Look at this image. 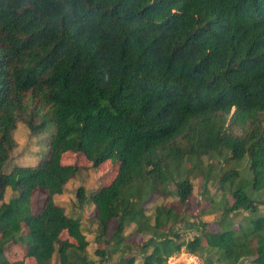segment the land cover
<instances>
[{
	"label": "trees",
	"instance_id": "obj_1",
	"mask_svg": "<svg viewBox=\"0 0 264 264\" xmlns=\"http://www.w3.org/2000/svg\"><path fill=\"white\" fill-rule=\"evenodd\" d=\"M19 121L52 125L48 153L7 170ZM64 152L118 165L77 190L93 207L92 255L81 217L54 201L79 169ZM240 162L246 173L226 168ZM192 175L217 178L202 211L218 213L217 230L188 221ZM0 187V264H167L181 250L264 264V0H0ZM152 195L172 198L148 208ZM177 224L196 233L180 238Z\"/></svg>",
	"mask_w": 264,
	"mask_h": 264
},
{
	"label": "rangeland",
	"instance_id": "obj_2",
	"mask_svg": "<svg viewBox=\"0 0 264 264\" xmlns=\"http://www.w3.org/2000/svg\"><path fill=\"white\" fill-rule=\"evenodd\" d=\"M51 131L52 125H49L40 132L31 133L23 122H17L16 128L13 131L15 147L12 151L7 170L16 165L34 166L44 159L48 153V139ZM60 160L64 164H73L79 166V169L76 174L68 180L64 187V191L61 194L55 195L54 201L55 203L62 205L68 214H76L77 216L81 217V228L89 242L87 252L92 255V252L96 247L94 242L96 225L89 223L87 221V217L92 214L93 207L91 205L82 209L78 207L80 202L78 200L77 190L82 188L84 193L88 195L91 191L100 188L102 185H106L114 176L118 165L104 163L102 166H99L96 169L88 168L87 166H89V162L84 156L76 152H64L61 155ZM214 161L216 167L213 168L211 174L214 172L219 174L223 171V169L219 168L220 165L217 163L219 159ZM207 162H209L208 159L205 160V163ZM232 167H237L238 169L245 171V173L247 172V169L245 168V162H240L237 164L230 163L226 166V168ZM216 179H210L204 187L202 185L203 181L201 176L192 175L190 177L192 183V194L189 197L191 216L188 218V221L193 222V224H196L199 221L205 222L206 227L209 230H217L218 225L216 223V219L218 213H202V211L210 208L209 202L207 201L209 197H212L216 200H218L220 197L221 191L219 189V183L216 181ZM170 188H172V186ZM12 195L13 191L7 187L3 195V201H8ZM42 196L43 194L40 192L34 193L32 201L33 209H37L38 206H40V202L38 203L37 200L39 199L41 201ZM171 198V196L157 197L156 195H152L145 205L147 207L149 206L148 208H151L155 204L169 202L171 201ZM148 212H151L150 209ZM231 215L233 216V220L236 223L243 216L248 215V212L239 211L231 213ZM115 228L116 221L113 220L109 225L107 238L111 237L112 233L115 231ZM174 230L176 235L183 239H187L196 233L194 229L190 230V228H184L182 224H177ZM129 231L130 230L127 229L126 232ZM62 236H64V234H62ZM133 237L138 241H141L143 238L140 235H134ZM25 248V245L9 247L6 251V255L10 260L20 259L25 253ZM182 252L185 251L181 250L179 253L171 256L168 259L167 264H172L174 260L177 262L176 264H204L199 257L191 254L194 256V259L187 258L186 256L181 255ZM32 260L33 259L26 258L25 262H27L26 264H34ZM55 260L56 258L54 257L53 264H56ZM248 261L249 260L244 261L243 264H249Z\"/></svg>",
	"mask_w": 264,
	"mask_h": 264
},
{
	"label": "built area",
	"instance_id": "obj_3",
	"mask_svg": "<svg viewBox=\"0 0 264 264\" xmlns=\"http://www.w3.org/2000/svg\"><path fill=\"white\" fill-rule=\"evenodd\" d=\"M181 255L186 256L187 258H192L194 259V256H192L191 254L187 253V252H182ZM174 260V259H173ZM170 262V261H169ZM177 262L174 260V262L172 264H176ZM171 264V263H169Z\"/></svg>",
	"mask_w": 264,
	"mask_h": 264
},
{
	"label": "water",
	"instance_id": "obj_4",
	"mask_svg": "<svg viewBox=\"0 0 264 264\" xmlns=\"http://www.w3.org/2000/svg\"><path fill=\"white\" fill-rule=\"evenodd\" d=\"M250 259H251V257H249V256H243V257H241V258L239 259V261H238L237 264H243L244 261H246V260H250Z\"/></svg>",
	"mask_w": 264,
	"mask_h": 264
},
{
	"label": "crops",
	"instance_id": "obj_5",
	"mask_svg": "<svg viewBox=\"0 0 264 264\" xmlns=\"http://www.w3.org/2000/svg\"><path fill=\"white\" fill-rule=\"evenodd\" d=\"M42 199H43V196H42V198H41V201H40L39 199L37 200V201H38V203H39V202H42ZM33 263H34V262H33Z\"/></svg>",
	"mask_w": 264,
	"mask_h": 264
}]
</instances>
